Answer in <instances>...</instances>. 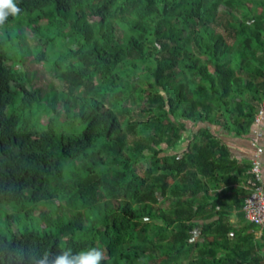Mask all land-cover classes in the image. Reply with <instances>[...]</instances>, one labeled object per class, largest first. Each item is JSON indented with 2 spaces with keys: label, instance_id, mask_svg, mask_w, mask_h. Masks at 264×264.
Wrapping results in <instances>:
<instances>
[{
  "label": "trees",
  "instance_id": "1",
  "mask_svg": "<svg viewBox=\"0 0 264 264\" xmlns=\"http://www.w3.org/2000/svg\"><path fill=\"white\" fill-rule=\"evenodd\" d=\"M13 2L0 264L92 248L100 264H264L243 212L251 164L222 139H251L264 102V0ZM30 56L60 82L49 96Z\"/></svg>",
  "mask_w": 264,
  "mask_h": 264
},
{
  "label": "built area",
  "instance_id": "2",
  "mask_svg": "<svg viewBox=\"0 0 264 264\" xmlns=\"http://www.w3.org/2000/svg\"><path fill=\"white\" fill-rule=\"evenodd\" d=\"M263 123L264 102L257 109L254 128L252 129L250 145L254 153L250 164L253 179L250 180V186L248 188L249 194L245 199L243 207L245 219L261 228H264V178L262 162L264 149L261 144L263 133L260 131V127Z\"/></svg>",
  "mask_w": 264,
  "mask_h": 264
},
{
  "label": "clouds",
  "instance_id": "3",
  "mask_svg": "<svg viewBox=\"0 0 264 264\" xmlns=\"http://www.w3.org/2000/svg\"><path fill=\"white\" fill-rule=\"evenodd\" d=\"M20 9L13 0H0V24H3L9 14L16 15ZM104 259L102 251L92 248L79 253H73L70 249L65 250L53 257L48 252H34L31 264H100Z\"/></svg>",
  "mask_w": 264,
  "mask_h": 264
},
{
  "label": "rangeland",
  "instance_id": "4",
  "mask_svg": "<svg viewBox=\"0 0 264 264\" xmlns=\"http://www.w3.org/2000/svg\"><path fill=\"white\" fill-rule=\"evenodd\" d=\"M45 23V22H43ZM26 38V42L29 43V40L33 37L31 31L26 32L24 34ZM30 44V43H29ZM31 47L34 45L30 44ZM23 60L26 61V68L33 73V83L35 84L36 87L42 88L43 92L45 93L46 96H49L51 93L55 92L57 89L60 87V82L56 80L53 77L52 73H49L44 64L42 62H38L34 59V57L30 56L29 58H24ZM21 66V65H20ZM22 95V94H21ZM21 99L19 97L16 98L13 107L16 109V107L19 105ZM42 124H46V119L43 120ZM35 214L39 213L38 209H33Z\"/></svg>",
  "mask_w": 264,
  "mask_h": 264
},
{
  "label": "crops",
  "instance_id": "5",
  "mask_svg": "<svg viewBox=\"0 0 264 264\" xmlns=\"http://www.w3.org/2000/svg\"><path fill=\"white\" fill-rule=\"evenodd\" d=\"M260 131L263 133L261 144L264 149V123L260 127ZM222 139L230 148L232 152V157L234 159H236L238 162L242 164L251 163V158L254 153L250 145L252 136L251 139H242V138L240 139L238 137L229 136L225 134L223 135ZM262 162H263V178H264V155L262 157Z\"/></svg>",
  "mask_w": 264,
  "mask_h": 264
}]
</instances>
